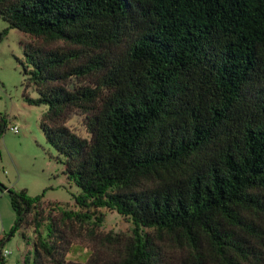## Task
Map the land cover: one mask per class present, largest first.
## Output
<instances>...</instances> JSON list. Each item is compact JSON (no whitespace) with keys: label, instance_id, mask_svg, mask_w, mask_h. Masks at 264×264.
<instances>
[{"label":"trees","instance_id":"1","mask_svg":"<svg viewBox=\"0 0 264 264\" xmlns=\"http://www.w3.org/2000/svg\"><path fill=\"white\" fill-rule=\"evenodd\" d=\"M0 17L30 37L25 100L80 189L77 208L7 189L9 235L32 230L19 264H264V0H0ZM102 208L128 231L102 232Z\"/></svg>","mask_w":264,"mask_h":264},{"label":"rangeland","instance_id":"2","mask_svg":"<svg viewBox=\"0 0 264 264\" xmlns=\"http://www.w3.org/2000/svg\"><path fill=\"white\" fill-rule=\"evenodd\" d=\"M0 116L6 125L0 137V238L2 249L9 251L5 264H19L27 253H32L31 241L22 237V232L31 240L32 230L20 228L9 236L14 225L15 212L11 207L8 188L25 189L31 196L44 192V202H58L75 207L74 196L80 189L64 173V157L45 139L40 128V117L47 110L46 105H31L25 96L36 97L32 85H27L23 75L26 64L24 45L30 40L28 34L16 28H9L8 22L0 17ZM81 116L73 114L68 125L81 135L86 132ZM17 125L15 133L11 126ZM3 186L5 188H3ZM104 222L102 232L128 231L130 221L115 210L102 208ZM75 251L68 253L71 261H84L91 250V243L75 240Z\"/></svg>","mask_w":264,"mask_h":264},{"label":"built area","instance_id":"3","mask_svg":"<svg viewBox=\"0 0 264 264\" xmlns=\"http://www.w3.org/2000/svg\"><path fill=\"white\" fill-rule=\"evenodd\" d=\"M11 130L16 133L18 131L17 125L11 126ZM8 253H9L8 250L2 248L0 249V255H2L3 257H6Z\"/></svg>","mask_w":264,"mask_h":264},{"label":"water","instance_id":"4","mask_svg":"<svg viewBox=\"0 0 264 264\" xmlns=\"http://www.w3.org/2000/svg\"><path fill=\"white\" fill-rule=\"evenodd\" d=\"M10 236V235H9Z\"/></svg>","mask_w":264,"mask_h":264}]
</instances>
